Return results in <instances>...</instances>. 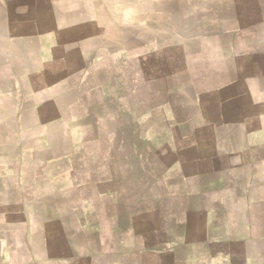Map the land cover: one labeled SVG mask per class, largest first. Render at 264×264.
<instances>
[{"label":"crops","instance_id":"obj_1","mask_svg":"<svg viewBox=\"0 0 264 264\" xmlns=\"http://www.w3.org/2000/svg\"><path fill=\"white\" fill-rule=\"evenodd\" d=\"M0 264H264V0H0Z\"/></svg>","mask_w":264,"mask_h":264},{"label":"rangeland","instance_id":"obj_2","mask_svg":"<svg viewBox=\"0 0 264 264\" xmlns=\"http://www.w3.org/2000/svg\"><path fill=\"white\" fill-rule=\"evenodd\" d=\"M136 81L137 79H133V78H127L126 79V83L123 85V88L126 92V96H127V99H132L133 100V92L134 90L136 89ZM82 111L79 112V115L82 116ZM122 119V118H121ZM124 120V125H123V122H122V125L120 127H117L119 128V133L122 135V137L124 139L127 140L126 144L127 146H131L133 144H138L139 145V149L140 150H145V143H136L135 140H134V136H135V133H136V130H135V127H133V125H130L129 124V115H125L123 116V119ZM117 126V125H115ZM79 132H80V135H87V134H90V133H102L103 132V129L100 127V125L98 126H90V125H80L79 126ZM117 143V142H115ZM80 149H81V146H80ZM135 158L133 157H130V158H127V170H128V167H133L135 165ZM122 166V165H121Z\"/></svg>","mask_w":264,"mask_h":264}]
</instances>
